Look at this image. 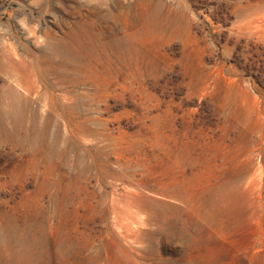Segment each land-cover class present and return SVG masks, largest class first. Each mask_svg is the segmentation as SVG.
I'll list each match as a JSON object with an SVG mask.
<instances>
[{
  "label": "rangeland",
  "instance_id": "rangeland-1",
  "mask_svg": "<svg viewBox=\"0 0 264 264\" xmlns=\"http://www.w3.org/2000/svg\"><path fill=\"white\" fill-rule=\"evenodd\" d=\"M0 264H264V0H0Z\"/></svg>",
  "mask_w": 264,
  "mask_h": 264
},
{
  "label": "bare ground",
  "instance_id": "bare-ground-1",
  "mask_svg": "<svg viewBox=\"0 0 264 264\" xmlns=\"http://www.w3.org/2000/svg\"><path fill=\"white\" fill-rule=\"evenodd\" d=\"M229 88L231 90H238V87H236V85L232 82V83H229ZM157 201H152V202H146V205H153V204H156ZM133 233V232H132Z\"/></svg>",
  "mask_w": 264,
  "mask_h": 264
}]
</instances>
